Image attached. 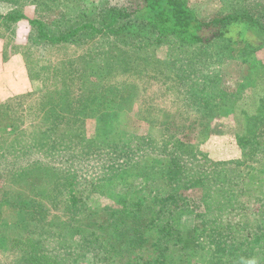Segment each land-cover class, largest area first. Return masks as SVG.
<instances>
[{
	"label": "rangeland",
	"instance_id": "obj_1",
	"mask_svg": "<svg viewBox=\"0 0 264 264\" xmlns=\"http://www.w3.org/2000/svg\"><path fill=\"white\" fill-rule=\"evenodd\" d=\"M187 1L206 20L248 15L264 24V0ZM110 5L133 12L127 32L122 21L104 23L70 43L101 38L113 56L54 66L57 87L50 71L40 74L51 75L47 91L66 102L17 119L0 105V264H264V126L255 122L264 101V25L240 21L236 33L248 42L222 37L207 50L154 42L144 13L134 11L138 0H0V15L24 16L0 18V32L32 57L62 43L45 40L29 20L57 32L79 12L93 18ZM193 76L209 81L202 94L221 91L215 106L191 104ZM106 89L108 108L97 101ZM247 131L242 149L237 137ZM179 140L193 145L183 175L205 183L185 189L163 176L171 154L181 153ZM185 234L192 248L182 247ZM134 235L145 240L134 244Z\"/></svg>",
	"mask_w": 264,
	"mask_h": 264
},
{
	"label": "trees",
	"instance_id": "obj_2",
	"mask_svg": "<svg viewBox=\"0 0 264 264\" xmlns=\"http://www.w3.org/2000/svg\"><path fill=\"white\" fill-rule=\"evenodd\" d=\"M138 3L140 5V9H135L134 11H142L144 13L147 24L152 30L154 42L157 43H162L163 41L165 42L173 38L182 47L196 46L201 49L207 48L208 50L210 49V46H213V43L218 41V39L220 40L222 37H227L232 42L234 40V42H248L242 32L236 33L237 30H239V26L242 21L244 22L248 20L253 25H258L261 27H263L264 25L257 19H254L248 15L235 16L228 14L223 17L206 20L200 18L197 15V13L189 5L187 0H138ZM132 13L133 12L129 11L128 8L115 5L105 7L93 18H90L89 16H87V13L81 11L75 18H69L66 22H64V24L61 25L60 31L57 32L52 31L50 27L46 25V23L38 19L29 20V22L36 28L37 33L41 37L53 44H56L70 42L74 38L78 39L79 36L82 35L81 32L83 30L87 29L86 31H88L91 29L92 31H96L98 30L97 28H100L98 26L100 24L104 25V23L107 24L108 27H112V25H116L117 23L122 21L124 27L123 32H127L130 27L128 21L126 22V18L131 17ZM0 18L5 19V23H9L23 19L24 16L16 12H10L5 15H0ZM8 23L7 25L9 26ZM100 30L97 33L101 34ZM190 75L199 74L197 73V71H192ZM199 78H201L203 81L202 83L199 82L200 84L196 83ZM189 80H193L189 85L190 93L192 92L194 93V95H196V99L191 104L199 105L201 103H205L203 104L205 105V107L211 104H213V106L217 104L216 97L221 92L218 88H215V90L211 89V93L205 95L202 93L206 91L208 92L209 87L211 86L208 84L209 81L206 78L193 76V78ZM204 95L206 96V98L203 97ZM201 100L202 102H200ZM255 122H257L259 125L264 126V101L260 104L255 114ZM249 131H247L244 135H239L237 137L239 145L242 146V149L249 142V137H247ZM174 146L178 149H181V153L177 154L175 150L174 153L171 154V167L164 170L163 172L165 173L163 176L166 177V180L171 182V184L174 183L176 185L184 181L183 185L185 189H190V187L198 186L200 182L203 183L204 181L202 179V181H197L200 180V178L196 180L197 182H192V180L189 178L190 173L188 174V172H186L188 175H183L185 173V170H187L185 165L182 163L183 155L191 152L193 150V145L179 140L176 141ZM154 152L165 156H169L170 154L166 152V147H155ZM248 155H250V152L248 153ZM74 182L75 181H71L69 183V185L71 186L69 189L70 202L73 206L77 205L80 199L75 193L76 183ZM167 199H169V197ZM164 201L165 198L161 199L160 203H164ZM164 209V207H160L158 214H162ZM158 214L156 213V215ZM135 231L140 234V231L135 229L134 233ZM178 234H180V232ZM181 239L184 241L182 245L183 248L189 249V247H193L190 246L191 238H189L188 235L185 234V237H182ZM199 239L200 238H198V240ZM144 240L145 239L140 237L139 235H134L131 239H129V241L133 242L134 244L139 241L143 242Z\"/></svg>",
	"mask_w": 264,
	"mask_h": 264
},
{
	"label": "crops",
	"instance_id": "obj_3",
	"mask_svg": "<svg viewBox=\"0 0 264 264\" xmlns=\"http://www.w3.org/2000/svg\"><path fill=\"white\" fill-rule=\"evenodd\" d=\"M32 7L28 6L31 10L29 13L30 17L34 16V9ZM14 41L6 33L0 32V105L4 104V107L9 110L13 119L21 117L23 113L52 107L57 104L60 105L62 101H67V97L64 95L58 96L59 93L56 90L53 92L47 91L46 82L50 80L51 75L52 77L54 76V84L56 87L60 83L57 74L59 69L54 66L73 64L74 60H77V58L85 54L86 56H95L96 54L113 56L111 53H107L109 51L108 47L105 46L103 48L104 43H102L101 38L86 41L79 45L65 42L49 49L48 52L42 54L37 53L32 57L31 55L28 56V53L26 54L23 49H16ZM93 47L96 49L102 48V51L97 50V52H93ZM84 57H82V60L88 61V58ZM92 63V60L89 59L88 64ZM42 71H50L51 75L49 77L41 76ZM36 82L42 83L39 90L35 89L34 84ZM62 86L63 84L60 87ZM105 93L99 95V99H102H98L97 101H102V106L108 108L112 100L107 101V96L112 98L110 96L111 91L108 93L106 89ZM97 101L91 104H99ZM115 105L122 106L124 103L119 101Z\"/></svg>",
	"mask_w": 264,
	"mask_h": 264
}]
</instances>
